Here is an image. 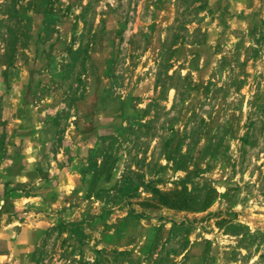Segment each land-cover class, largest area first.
Instances as JSON below:
<instances>
[{"label": "rangeland", "instance_id": "obj_1", "mask_svg": "<svg viewBox=\"0 0 264 264\" xmlns=\"http://www.w3.org/2000/svg\"><path fill=\"white\" fill-rule=\"evenodd\" d=\"M0 264H264V0H0Z\"/></svg>", "mask_w": 264, "mask_h": 264}]
</instances>
